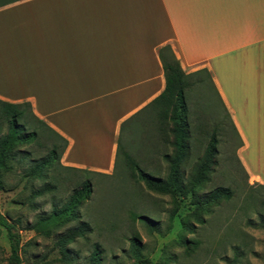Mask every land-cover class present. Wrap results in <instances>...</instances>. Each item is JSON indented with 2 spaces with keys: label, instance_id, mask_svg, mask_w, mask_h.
Listing matches in <instances>:
<instances>
[{
  "label": "crops",
  "instance_id": "obj_1",
  "mask_svg": "<svg viewBox=\"0 0 264 264\" xmlns=\"http://www.w3.org/2000/svg\"><path fill=\"white\" fill-rule=\"evenodd\" d=\"M39 1L0 7V26L23 9L34 18L0 32V100L28 102L66 140L62 166L113 170L121 126L165 87L168 45L194 83H211L260 178L243 153L264 144V0H50L47 31Z\"/></svg>",
  "mask_w": 264,
  "mask_h": 264
},
{
  "label": "rangeland",
  "instance_id": "obj_2",
  "mask_svg": "<svg viewBox=\"0 0 264 264\" xmlns=\"http://www.w3.org/2000/svg\"><path fill=\"white\" fill-rule=\"evenodd\" d=\"M40 1L47 31L50 0ZM3 20L8 23L0 26V32L5 28L7 32L15 20L29 24L34 18L32 9H23L3 16ZM12 27L8 32L16 30ZM190 82L185 91L190 135L185 138L187 150L180 170L184 179L193 174L214 135L216 153L199 193L204 197L217 187L232 190L229 199L215 200L204 210H197L190 193L178 196L176 204L170 195L149 190L137 175L130 176L121 153L109 174L67 169L55 162L39 174L27 176L29 168L46 155L48 141L43 137L25 143L19 137L21 132L0 116V214L15 224L13 243L21 264H264V144L257 143L243 153L249 168L260 176L250 179L238 158V134L211 83L207 79L200 84L194 79ZM153 118L152 107L141 112L123 128L119 144L140 168L165 178L169 161L164 154H174V135L169 132L163 140L152 136ZM9 149L30 155L18 153V160L5 172L2 159ZM85 179L91 181V192L75 209L74 217L48 225L49 234L30 228L54 206L60 207ZM49 185V190L34 196L33 191ZM132 212L142 217H132ZM81 221L90 225V231L59 248L58 236ZM134 235L141 248L139 256L131 248ZM192 239L198 245L188 251L183 241L191 247ZM95 249L97 262L92 258ZM0 264H14L11 242L1 225Z\"/></svg>",
  "mask_w": 264,
  "mask_h": 264
},
{
  "label": "trees",
  "instance_id": "obj_3",
  "mask_svg": "<svg viewBox=\"0 0 264 264\" xmlns=\"http://www.w3.org/2000/svg\"><path fill=\"white\" fill-rule=\"evenodd\" d=\"M15 1L17 0H0V7ZM159 57L164 70L165 87L163 91L147 105V107H152V110H154L152 136H157L158 139L160 138L163 140L168 138L169 132L174 135V154L171 156L164 154V157L168 158L169 161L168 174L165 178H161L140 168L124 148L120 146L119 141L121 134H119L118 137L116 155L119 153L124 155L125 167L129 171L130 176L135 178L137 175L138 179L142 180L149 190L170 195L173 202L176 204L178 196L184 197L190 193L191 197L194 199L197 210H204L215 200L221 198L229 199L232 196V190L229 187H217L204 197H201L199 193L200 186L205 179V174L213 163L214 155L216 153V139L214 135H211V139L205 148L203 156L197 162L193 174L187 179H184L180 169L187 150L185 138L190 135V125L186 113L185 91L192 85V83L190 82V74H186L182 70L178 59L168 45L159 49ZM0 116L6 119L13 129L21 132L19 137L25 143H31L33 141L39 142L43 137L48 141L46 142L47 144H45L47 148L46 155H44L39 161H36L34 166L29 168L28 173L26 174L27 176L37 175L44 167L53 166L52 164L55 162L61 165L60 157L66 148V140L47 126L43 120L37 118L33 114L28 102L11 103L0 100ZM133 118L134 116L127 120V122ZM123 128L124 124L121 126V131ZM18 153H22L25 156L30 155V153L25 150L18 149L15 151L14 149H9L6 156L2 159L4 163L3 170L5 172L12 168L11 162L14 159L18 160ZM62 167L77 170L75 168ZM50 188V185L44 186L33 191V194L34 196L41 195ZM90 192L91 181L85 179L60 207L54 206L46 217L39 218L32 226H30V228L49 234L51 228H49L48 225L56 226L62 221L70 220L74 217L76 215L74 213L75 209L82 203L83 199L85 200L88 198ZM174 210L170 214V219L174 216ZM61 216L62 218L60 219L59 217ZM131 216H136L138 218L142 217L133 212ZM0 225L6 229L8 238L11 242V260L14 264H21L17 248L13 243L14 234L12 228L15 224L9 222L5 215L0 214ZM187 228L192 230L190 225H188ZM90 229L91 227L87 222L81 221L77 225L68 228L64 233L60 234L56 243L59 248L64 249L67 243L74 241L77 237L84 236L90 231ZM130 241L131 248L135 255L139 256L141 248L136 235L132 236ZM183 242L187 245L188 251H192L198 245L196 239L191 240V242H193L191 247H188L187 240H184ZM97 254V249H95L92 258L96 262L99 260Z\"/></svg>",
  "mask_w": 264,
  "mask_h": 264
}]
</instances>
